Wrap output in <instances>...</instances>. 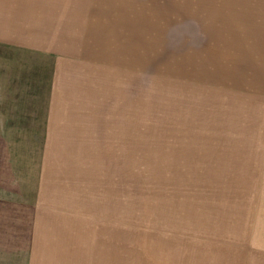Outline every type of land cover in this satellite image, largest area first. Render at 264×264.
I'll return each instance as SVG.
<instances>
[{"label": "rangeland", "instance_id": "374dc122", "mask_svg": "<svg viewBox=\"0 0 264 264\" xmlns=\"http://www.w3.org/2000/svg\"><path fill=\"white\" fill-rule=\"evenodd\" d=\"M35 211L54 264H264V0H0V264Z\"/></svg>", "mask_w": 264, "mask_h": 264}, {"label": "crops", "instance_id": "0c3cea01", "mask_svg": "<svg viewBox=\"0 0 264 264\" xmlns=\"http://www.w3.org/2000/svg\"><path fill=\"white\" fill-rule=\"evenodd\" d=\"M36 212L37 211L33 213L32 221H30L31 226L29 227L27 240L25 243L22 242V247L25 249L23 264H54L56 259H59V257L56 258V255L61 254L62 251L59 249L60 252H56L53 244L54 239L50 240L52 243L47 241L48 239L44 242L41 241L40 235H43V232H38V227L36 226ZM70 257H72L71 252ZM8 263L9 261H7L6 264Z\"/></svg>", "mask_w": 264, "mask_h": 264}]
</instances>
